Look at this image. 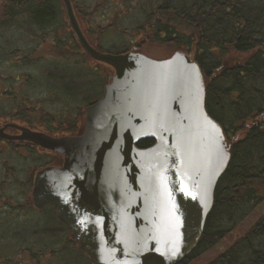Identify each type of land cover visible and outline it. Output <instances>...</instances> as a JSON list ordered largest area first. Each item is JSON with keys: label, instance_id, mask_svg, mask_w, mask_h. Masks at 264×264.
I'll list each match as a JSON object with an SVG mask.
<instances>
[{"label": "water", "instance_id": "water-1", "mask_svg": "<svg viewBox=\"0 0 264 264\" xmlns=\"http://www.w3.org/2000/svg\"><path fill=\"white\" fill-rule=\"evenodd\" d=\"M82 50L113 69L102 97L85 109L83 134L49 136L17 124L0 139L63 155L35 174V207L52 205L95 264H177L196 247L230 150L205 108V83L180 50L164 59L92 46L71 0H61ZM13 127L19 134H8ZM151 139L150 146L138 143Z\"/></svg>", "mask_w": 264, "mask_h": 264}, {"label": "trees", "instance_id": "trees-1", "mask_svg": "<svg viewBox=\"0 0 264 264\" xmlns=\"http://www.w3.org/2000/svg\"><path fill=\"white\" fill-rule=\"evenodd\" d=\"M104 1L109 3V0ZM71 2L82 26L92 12L83 10L79 5L80 0ZM114 6L119 7L116 8L114 21L112 25L98 29L99 41L106 30L117 32V22L122 23L128 19L132 25L131 30L141 36V42L115 49L114 53L125 52L133 46L139 48L138 45L150 40L193 57L205 78L206 110L222 126L230 145V160L216 186L213 207L201 238L193 252L178 263L185 264L225 237L264 200V0H119L111 7ZM17 17H22L21 21L16 20ZM12 29L25 31L23 36L30 38L29 43L31 39L41 40V44L39 40L31 44L30 55L24 53L26 63H38L46 56L58 61L70 60L75 58L78 49L81 50L65 19L61 0H0V33ZM70 38L73 40V49L66 47L65 39L70 42ZM10 42L13 43L12 40ZM92 42L93 46L101 50L100 45ZM81 53L84 54L82 50ZM240 54L242 56L235 57ZM15 57L13 54L12 58ZM99 64L94 66L100 70ZM53 69L49 70L53 73L50 76L58 78L62 71L56 68V72ZM108 76L102 74V81H107ZM26 78L31 80L29 76ZM84 100L85 105L90 102ZM26 110L19 108L14 117L21 119L19 122L22 124L38 128L25 120V116L29 115ZM47 119L56 120L54 117ZM39 128L52 134L63 131L58 127ZM82 128L81 121L79 126L74 124L69 129L81 132ZM153 142L145 139L138 146H150ZM7 144L27 148L30 155L36 152L49 157L48 153L31 145L25 146L13 141ZM50 163L45 161L34 166V171L29 172L25 182L32 185L34 172ZM27 206L33 207V204ZM221 218L226 222H217ZM58 223L64 237L68 236L65 244L56 251L72 253L69 247L74 246L90 264H94L70 238L68 227L59 220ZM26 251L32 253L30 261L35 263L31 264H39V255L31 249ZM14 254L9 253L5 259L0 258V264H15L10 258ZM55 255L57 262L64 259L62 255ZM207 264H264V216Z\"/></svg>", "mask_w": 264, "mask_h": 264}, {"label": "rangeland", "instance_id": "rangeland-1", "mask_svg": "<svg viewBox=\"0 0 264 264\" xmlns=\"http://www.w3.org/2000/svg\"><path fill=\"white\" fill-rule=\"evenodd\" d=\"M103 1L80 0V7L88 13L92 12L89 19L85 18L87 23L85 24L84 20L81 26L83 32L86 35L89 34V40L91 38L94 43L101 46L99 47L102 51L110 53L128 45L140 43L141 36L131 30L132 25L128 19L123 20L122 23L117 22V32L111 29L106 30L99 41L98 29L112 25L116 8L119 9L116 6L111 7L119 0H109V3ZM101 2L103 3L98 5ZM21 19L22 17L16 18L18 21ZM23 34L25 31L18 29L0 33V126L6 122H19L21 119L14 116L19 108H25L29 114L25 116V120L35 124L38 127L36 131H43V128L39 127L46 126L63 130L56 133L57 135L65 131L70 132L72 130L69 128L74 124L79 126L83 119L84 98L93 101L101 95L103 83L106 82L102 81L104 79L102 74L111 76L112 68L102 63L99 64L100 70L95 68L94 64L98 62L87 59L79 49L76 50L75 58L70 60L58 61L46 56L38 63L33 61L26 63L24 53L30 55L31 44H36L38 40L41 44V40L40 38L34 41L31 39L33 42L29 43L30 38ZM65 42L67 48L73 49L71 38L70 42L68 39H65ZM138 47V51L157 59L167 57L173 52L170 46L152 43L150 40L144 41ZM13 54L15 58H12ZM238 56L242 55L235 57ZM81 63L85 65L82 66ZM56 68L62 71L61 74H58V78L54 75L51 77L49 70ZM27 76L31 78L30 81L27 80ZM54 78L57 80H52ZM46 117H54L56 120H46ZM28 152L27 148L13 147L0 141V258H8L9 256L6 255L15 253V256L10 257L15 264L35 263V261H30L32 253L26 251L31 249L39 255V264H90L74 246L69 247L72 253L63 254V250L56 251L65 244L68 235L64 237L61 232V225L52 208L45 206L42 209H36L27 206V204H32V185L25 182L29 172L34 171V166L45 161H51L50 164L60 162V158L53 157L54 155L47 157L38 155L39 153L36 152L30 155ZM25 205L24 209L21 208ZM262 216H264V200L256 205L225 237L185 264H207ZM217 222H226V220L221 218ZM13 249L16 251L11 252ZM54 252L59 256L63 254L64 259L57 262L58 259Z\"/></svg>", "mask_w": 264, "mask_h": 264}, {"label": "flooded vegetation", "instance_id": "flooded-vegetation-1", "mask_svg": "<svg viewBox=\"0 0 264 264\" xmlns=\"http://www.w3.org/2000/svg\"><path fill=\"white\" fill-rule=\"evenodd\" d=\"M63 163V158L61 157V162H59L58 165H61Z\"/></svg>", "mask_w": 264, "mask_h": 264}]
</instances>
